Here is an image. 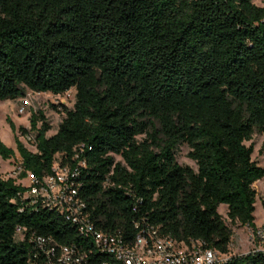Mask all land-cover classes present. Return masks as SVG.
<instances>
[{
	"label": "trees",
	"instance_id": "obj_1",
	"mask_svg": "<svg viewBox=\"0 0 264 264\" xmlns=\"http://www.w3.org/2000/svg\"><path fill=\"white\" fill-rule=\"evenodd\" d=\"M71 89L73 108H63L54 135L39 111L29 130L10 122L15 150L0 139L1 160L19 157V179L67 167L92 223L126 242L152 227L228 255L233 234L221 205L231 224L255 231L253 185L264 168L245 142L264 134V7L253 0H0V102ZM30 132L35 152L18 138ZM181 146L196 170L178 164ZM25 191L0 172V264H30L40 251L31 235L108 260L64 214L22 198ZM222 264H264V251Z\"/></svg>",
	"mask_w": 264,
	"mask_h": 264
},
{
	"label": "built area",
	"instance_id": "obj_2",
	"mask_svg": "<svg viewBox=\"0 0 264 264\" xmlns=\"http://www.w3.org/2000/svg\"><path fill=\"white\" fill-rule=\"evenodd\" d=\"M34 144L33 135L23 137ZM18 174L22 169L18 165ZM69 169L53 167V175L37 180L28 175L29 184L22 198L31 204H39L54 209L66 216L95 251L105 254L107 261H99L89 255L83 246L57 244L51 238L31 235L39 252L30 264H222L231 256L203 247L201 242H176L170 237L160 236L154 228H148L137 235L132 242L121 238V233H111L99 229L92 223L84 201L77 190L68 184ZM74 175V174H73ZM19 176V175H18ZM25 178V179H27ZM23 187V186H22ZM22 230H16L17 240L22 238ZM255 247L252 251H264V226L256 228L252 236Z\"/></svg>",
	"mask_w": 264,
	"mask_h": 264
},
{
	"label": "rangeland",
	"instance_id": "obj_3",
	"mask_svg": "<svg viewBox=\"0 0 264 264\" xmlns=\"http://www.w3.org/2000/svg\"><path fill=\"white\" fill-rule=\"evenodd\" d=\"M253 3L258 7H264V0H253ZM75 91L73 89L61 95H51L47 93H34L26 91V95L22 99L16 101H4L0 102V139L2 142L15 150L14 136L10 128V122H12L15 128L24 127L27 130L30 129L29 119L33 113L42 112L46 118L51 130L47 133V136H52L56 133L58 125L63 120L64 112L63 108L72 109L75 99ZM32 135L33 133L30 132ZM18 135V133L16 134ZM20 142L31 152H35V147L31 141H27L21 136H18ZM143 137H139L141 139ZM264 134H258L254 132L251 136V140L245 142L246 146L252 145L253 153L251 159L257 163L258 166L264 168ZM188 148L181 146L177 154V162L180 165H187L196 170V166L193 161L187 158ZM116 162H121L120 157L114 156ZM19 157L15 153V157L3 161L0 159V172L3 179H13L17 185L27 187L29 180L19 179L18 167ZM256 191V208L254 211V223L256 228L264 226V208L262 202H264V178L257 181L253 185ZM219 214L223 217L225 224L232 231L231 242L229 244V256L245 255L252 251L255 247V242L252 238L254 231L246 226H241L238 223L231 224L226 217V206L221 205L218 208ZM18 239V238H17Z\"/></svg>",
	"mask_w": 264,
	"mask_h": 264
},
{
	"label": "bare ground",
	"instance_id": "obj_4",
	"mask_svg": "<svg viewBox=\"0 0 264 264\" xmlns=\"http://www.w3.org/2000/svg\"><path fill=\"white\" fill-rule=\"evenodd\" d=\"M255 208H256V205H255Z\"/></svg>",
	"mask_w": 264,
	"mask_h": 264
}]
</instances>
